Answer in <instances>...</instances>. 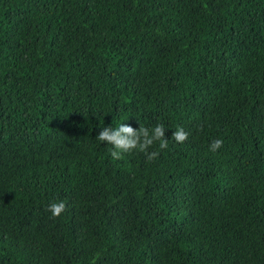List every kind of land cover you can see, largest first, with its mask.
<instances>
[{"label":"trees","instance_id":"trees-1","mask_svg":"<svg viewBox=\"0 0 264 264\" xmlns=\"http://www.w3.org/2000/svg\"><path fill=\"white\" fill-rule=\"evenodd\" d=\"M0 264H264V0H0Z\"/></svg>","mask_w":264,"mask_h":264}]
</instances>
